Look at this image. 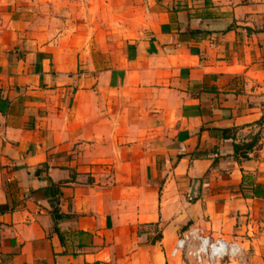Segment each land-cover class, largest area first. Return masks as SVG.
Here are the masks:
<instances>
[{
    "label": "crops",
    "instance_id": "crops-1",
    "mask_svg": "<svg viewBox=\"0 0 264 264\" xmlns=\"http://www.w3.org/2000/svg\"><path fill=\"white\" fill-rule=\"evenodd\" d=\"M213 1L0 0V264H264V0Z\"/></svg>",
    "mask_w": 264,
    "mask_h": 264
},
{
    "label": "built area",
    "instance_id": "built-area-1",
    "mask_svg": "<svg viewBox=\"0 0 264 264\" xmlns=\"http://www.w3.org/2000/svg\"><path fill=\"white\" fill-rule=\"evenodd\" d=\"M170 255L173 258L183 255L191 264H230L233 261L241 264L244 247L236 241L213 238L193 229L177 240Z\"/></svg>",
    "mask_w": 264,
    "mask_h": 264
},
{
    "label": "rangeland",
    "instance_id": "rangeland-1",
    "mask_svg": "<svg viewBox=\"0 0 264 264\" xmlns=\"http://www.w3.org/2000/svg\"><path fill=\"white\" fill-rule=\"evenodd\" d=\"M236 1H238V0H214L213 2H215V3H227V5L233 6ZM151 230L153 231V228H151ZM154 233H155V231H154ZM155 235H156V233H155ZM252 255H253V251L251 249H247L245 247L244 255L241 256L242 258L240 260L241 264H255L250 260V257ZM175 260H177L176 264H191V260H189L187 257H185L183 255L178 256L177 258H175ZM230 264H235V261L231 262Z\"/></svg>",
    "mask_w": 264,
    "mask_h": 264
},
{
    "label": "trees",
    "instance_id": "trees-1",
    "mask_svg": "<svg viewBox=\"0 0 264 264\" xmlns=\"http://www.w3.org/2000/svg\"><path fill=\"white\" fill-rule=\"evenodd\" d=\"M237 150H238V146L236 145V146H235V151L237 152ZM160 239H161V235L158 234V235L155 237V240H160Z\"/></svg>",
    "mask_w": 264,
    "mask_h": 264
}]
</instances>
